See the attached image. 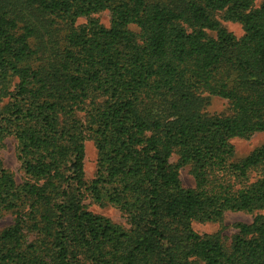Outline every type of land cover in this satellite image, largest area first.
Segmentation results:
<instances>
[{
	"label": "trees",
	"instance_id": "1",
	"mask_svg": "<svg viewBox=\"0 0 264 264\" xmlns=\"http://www.w3.org/2000/svg\"><path fill=\"white\" fill-rule=\"evenodd\" d=\"M256 1L0 0V146L17 139L23 171L18 182L0 162V217L15 215L0 231V264H264V144L235 160L230 142L264 131ZM104 10L109 27L92 16ZM205 92L231 112L204 113ZM88 137L98 150L91 182ZM186 165L194 187L181 179ZM88 192L130 227L89 210ZM228 211L254 214L236 223L230 247L222 231L193 227Z\"/></svg>",
	"mask_w": 264,
	"mask_h": 264
},
{
	"label": "rangeland",
	"instance_id": "2",
	"mask_svg": "<svg viewBox=\"0 0 264 264\" xmlns=\"http://www.w3.org/2000/svg\"><path fill=\"white\" fill-rule=\"evenodd\" d=\"M163 3L170 4H180V0H159ZM264 3V0H257L256 6H261ZM223 11H218L215 13L214 17L224 26L235 34L237 37H241L244 34L243 26L240 22L235 20L226 19L224 17ZM95 18H98L101 24L109 27L111 25V12L110 10H104L102 12L92 15ZM88 17L83 16L78 19V24L87 23ZM130 28L136 32H139V27L132 24ZM60 29V28H59ZM209 35L215 36L216 32L207 29ZM58 33L62 35V30H56L53 33V39L56 38L60 41ZM60 36V35H59ZM57 41V40H56ZM196 106L200 107L204 113H209L212 115L216 114H229L231 112V105L229 101L225 98H222L217 95H212L208 92H205L201 95H198V101ZM80 117H84L85 113L80 111L78 112ZM85 121V118H82ZM234 147V159L240 160L255 149L264 144V131L255 132L249 137H232L230 139ZM179 152L176 151L172 157L171 161L176 163L179 159ZM0 162L4 164L5 167L9 168L14 172L18 182L23 180V171L20 168V162L18 159L17 153V139L11 135L8 136L4 143L0 146ZM98 169V150L94 141V138L88 137L85 141V159H84V171H85V180L91 182L97 174ZM192 165H186L180 169L181 179L185 186L194 187L196 185L194 176L191 172ZM84 203L87 205L88 209L95 214H99L105 217L110 218L115 224L122 225L124 228L128 229L130 224L127 222L125 215L122 211L115 205L110 203H99L93 196L88 192L85 194ZM15 215L12 212H6L3 216L0 217V231L9 227L14 222ZM254 218L253 213L246 211H228L224 216L217 221H201L194 220L193 227L199 233L204 234H215L219 231H222L224 241L227 247L231 246L233 236L238 232L236 228V223L240 222H252Z\"/></svg>",
	"mask_w": 264,
	"mask_h": 264
}]
</instances>
